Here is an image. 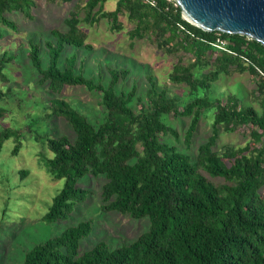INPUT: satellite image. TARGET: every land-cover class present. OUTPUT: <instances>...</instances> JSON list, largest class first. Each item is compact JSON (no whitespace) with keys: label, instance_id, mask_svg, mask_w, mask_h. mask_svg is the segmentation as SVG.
Instances as JSON below:
<instances>
[{"label":"trees","instance_id":"1","mask_svg":"<svg viewBox=\"0 0 264 264\" xmlns=\"http://www.w3.org/2000/svg\"><path fill=\"white\" fill-rule=\"evenodd\" d=\"M48 1L64 4L73 0ZM108 1L79 0L65 20L67 29L52 30L56 42H46L44 57L40 45L29 41V58L42 84L57 93L66 86L101 92L106 111V120L96 126L64 99L51 107L52 115L65 118L77 138L73 143L68 137L46 139L54 155L48 160L50 172L65 184L44 221L66 219L76 203L85 199L78 180L103 174L108 180L103 186V209L132 218L149 216L152 227L130 245L111 250L100 242L78 257L80 242L91 231V223L82 222L38 244L25 255L23 264H264V196L260 193L264 188V45L246 36L205 32L184 20L173 0H117L116 9L106 11ZM36 6V0H0V43L4 37L1 27L18 30L6 13L18 11L34 19ZM121 16L134 25L133 40L148 39L170 55L180 51L191 55V63L179 59L169 76L190 90L192 99L182 111L179 98L168 97L166 90L159 92L154 82L147 92L148 103H141L136 111L131 104L136 90H116L119 80L129 74L126 69L110 68L111 81L104 85L76 70L75 53L62 66L66 46L93 48L87 44L89 35L82 23L94 25L107 19L112 30L119 32L124 28ZM221 41L226 42L224 47ZM12 59L8 52L0 57L1 82H8L4 71ZM207 67H212L209 72L195 71ZM246 72L257 86L251 96L261 112L243 107L235 96L223 104L206 95L222 74ZM210 109L215 110L213 134L199 146L195 160L161 141V134L178 136L162 120L164 115L191 118L186 133L190 143L201 116ZM242 127L251 129L245 146L215 150L221 131L232 133ZM12 137L21 139L16 130L0 131V151Z\"/></svg>","mask_w":264,"mask_h":264},{"label":"rangeland","instance_id":"2","mask_svg":"<svg viewBox=\"0 0 264 264\" xmlns=\"http://www.w3.org/2000/svg\"><path fill=\"white\" fill-rule=\"evenodd\" d=\"M78 1L59 4L36 0L37 6L32 12L34 19L14 11L6 13V17L16 23L18 30L1 27L4 37L0 43V57L8 52L13 59L4 71L8 82L0 81V89L4 93L0 97V131L6 128L16 130L21 139L12 137L0 151V264H23L25 255L38 244L86 221L91 223V231L81 240L78 257L93 250L100 242H105L111 250L130 245L152 227L149 216L132 218L103 209V186L108 181L103 174H89L78 180L77 187L84 192L85 199L76 203L66 219L50 224L44 221L54 198L65 184V180L55 179L50 172L48 160L54 155L47 148L46 139L68 137L73 143L77 138L65 118L52 115L51 107L57 104L58 99H64L93 125L99 126L106 120L101 92H91L83 86H66L59 93L53 92L47 83H41V75L29 58V41L34 40L40 45L44 57L46 42H56L52 30L67 29L65 20ZM116 7L117 0H109L105 4L106 11H114ZM84 17L82 12L80 18ZM120 21L124 28L119 32L112 30L107 19L94 25L82 23L89 35L87 44L93 48L66 46L61 58L62 66L75 53L76 70H82L84 76L104 85L111 81L110 68L126 69L129 74L119 80L116 90L119 93L136 90L131 102L136 111L141 108V103H148L147 92L152 82L159 92L166 90L168 97H178L182 111L183 105L192 99L190 90L185 85L173 83L169 76L179 59L187 65L191 63V55L183 51L170 55L148 39L133 40L130 31L134 25L127 16H121ZM211 68L195 71L209 72ZM256 89L253 78L246 72L222 74L205 93L211 99H221L223 104L230 96H235L243 107H255L261 112L260 104L251 96ZM200 94L203 95L204 91L200 90ZM214 114L215 110L210 109L201 116L190 143H187L186 133L191 118L164 115L162 120L174 128L178 136L161 134L160 139L189 154L193 161L199 146L213 134ZM250 130L242 127L232 133L221 131L215 150L222 152L228 146H245ZM212 180L215 183L223 181ZM260 193L264 196V188Z\"/></svg>","mask_w":264,"mask_h":264},{"label":"water","instance_id":"3","mask_svg":"<svg viewBox=\"0 0 264 264\" xmlns=\"http://www.w3.org/2000/svg\"><path fill=\"white\" fill-rule=\"evenodd\" d=\"M182 18L205 32L246 36L264 45V0H174Z\"/></svg>","mask_w":264,"mask_h":264},{"label":"built area","instance_id":"4","mask_svg":"<svg viewBox=\"0 0 264 264\" xmlns=\"http://www.w3.org/2000/svg\"><path fill=\"white\" fill-rule=\"evenodd\" d=\"M173 1H174V0H173ZM174 2H175V1H174ZM175 5L178 6V4H177L176 2H175ZM225 44H226V42H224V41H221V42H220V46H221V47H224Z\"/></svg>","mask_w":264,"mask_h":264}]
</instances>
